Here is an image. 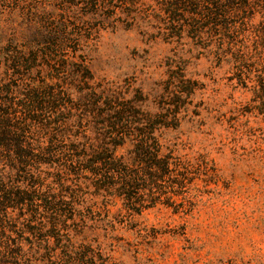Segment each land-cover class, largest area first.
Here are the masks:
<instances>
[{
	"label": "rangeland",
	"instance_id": "374dc122",
	"mask_svg": "<svg viewBox=\"0 0 264 264\" xmlns=\"http://www.w3.org/2000/svg\"><path fill=\"white\" fill-rule=\"evenodd\" d=\"M39 1L0 0V34L28 28L24 9ZM208 1L200 0L203 6L190 14L182 0H129L133 5L115 0L81 42L93 84L100 91H118L125 100H143L139 105L151 113L167 103L171 72L182 71L198 84L177 127L160 133L163 147L187 170L188 184L170 200L179 205L178 212L158 203L129 218L119 213L122 205L116 199L107 214L100 198L85 195L87 205L79 209L85 222L76 212L74 225L68 223L67 238L110 264H264V115L254 94L263 71L264 50L256 48L255 40L264 28V12L255 5L236 12L226 8L213 15L214 25L200 14L207 13L204 9L218 12ZM172 3H178L172 6L173 20L166 11ZM48 4L62 8L60 0ZM72 10L87 21L79 6ZM81 25L87 32L88 26ZM241 53L247 55L245 65L237 60ZM2 63L0 59V79ZM85 135L91 137L87 130ZM27 136L29 142L36 139ZM10 165L9 159L0 160V178L9 188L56 193L57 175L72 186V176L59 174L56 164L36 165L19 175ZM18 209L5 210L0 245L7 237L19 250L4 254L0 249V264H50L56 240L22 233L29 217Z\"/></svg>",
	"mask_w": 264,
	"mask_h": 264
},
{
	"label": "trees",
	"instance_id": "16d2710c",
	"mask_svg": "<svg viewBox=\"0 0 264 264\" xmlns=\"http://www.w3.org/2000/svg\"><path fill=\"white\" fill-rule=\"evenodd\" d=\"M114 1L60 0L62 8L51 9L50 0H42L25 7L28 28L7 36L5 31L0 34V59L5 66L4 78L0 79V160L9 159V168L18 175L36 165L56 164L59 174L67 172L72 176V186H65L57 175L58 191L43 194L9 188L0 178V216L4 213L0 227L7 224L8 208L26 210L29 219L22 223L21 232L38 239L52 238L58 244L55 254L47 258L50 264H110L67 238L68 223L74 225L72 216L87 205L85 195L100 198L107 214L116 199L122 205L119 213L124 211L129 218L140 216L158 203L173 207L177 213L179 205L174 207L170 200L181 195L189 182L187 170L161 144L160 133L177 127L181 109L190 105L198 84L182 71L171 72L164 95L167 103L158 105L155 113L141 108L139 102L143 100H125L122 93L100 91L93 84L81 42L89 39L92 26L99 25V17L103 18L102 10L114 7ZM119 1L133 5L129 0ZM182 1L183 6L191 8L190 14L203 6L200 0ZM221 1L227 3L208 1L218 12L204 9L207 13H200L210 24L217 25L213 15L226 13V8H236V12L255 5L264 12V0H253L257 2L253 4L252 0ZM78 6L84 12L82 16L88 17L86 22L72 10ZM172 6L178 3L166 9L171 18ZM80 25L88 26L87 32L80 30ZM259 33L255 45L264 50V28ZM240 55L237 60L245 65L247 55ZM262 61L263 71L254 94L259 100L258 112L264 115ZM86 130L91 137L85 135ZM28 134H34L36 139L29 142ZM25 181L32 183L31 178ZM5 239L0 245L4 254L19 250L15 240Z\"/></svg>",
	"mask_w": 264,
	"mask_h": 264
}]
</instances>
